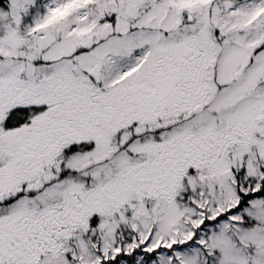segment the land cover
<instances>
[{"label": "rangeland", "instance_id": "1", "mask_svg": "<svg viewBox=\"0 0 264 264\" xmlns=\"http://www.w3.org/2000/svg\"><path fill=\"white\" fill-rule=\"evenodd\" d=\"M190 42L202 56L190 82L199 83L183 94L189 130L219 135L234 126L233 141L213 164L163 186L157 201L104 198L33 264H103L121 253L117 264H264V0H6L0 84L35 93L65 82L104 85L125 99L136 65L150 67L162 53L179 58ZM160 135L115 144L108 160L109 151H81L73 161L82 182L126 169Z\"/></svg>", "mask_w": 264, "mask_h": 264}, {"label": "flooded vegetation", "instance_id": "2", "mask_svg": "<svg viewBox=\"0 0 264 264\" xmlns=\"http://www.w3.org/2000/svg\"><path fill=\"white\" fill-rule=\"evenodd\" d=\"M196 45L190 42L179 58L165 50L152 66L136 65L130 75L136 86L125 99L104 85L65 82L56 91L46 85L35 93L0 84V264H33L58 250L92 209L105 205L104 198L134 193L157 201L197 164L208 166L221 156L234 126L230 133L202 136L188 126L192 112L183 94L199 83L190 84L200 69ZM146 131L165 135L152 138L156 145L144 141L151 151L136 153L126 169L82 182L73 161L78 153L109 151L108 160L115 144L125 149L124 141L144 139Z\"/></svg>", "mask_w": 264, "mask_h": 264}, {"label": "trees", "instance_id": "3", "mask_svg": "<svg viewBox=\"0 0 264 264\" xmlns=\"http://www.w3.org/2000/svg\"><path fill=\"white\" fill-rule=\"evenodd\" d=\"M6 0H0V6L4 5V2ZM125 256V254H120L118 255L115 259H109V260H106L103 264H117L119 259L123 258Z\"/></svg>", "mask_w": 264, "mask_h": 264}, {"label": "crops", "instance_id": "4", "mask_svg": "<svg viewBox=\"0 0 264 264\" xmlns=\"http://www.w3.org/2000/svg\"><path fill=\"white\" fill-rule=\"evenodd\" d=\"M90 1H91V0H87V3L90 2ZM95 1H96V0H94V2H95Z\"/></svg>", "mask_w": 264, "mask_h": 264}]
</instances>
